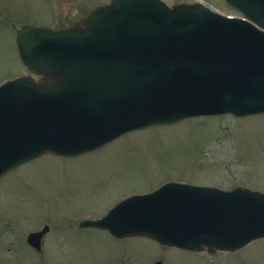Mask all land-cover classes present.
Wrapping results in <instances>:
<instances>
[{
  "label": "water",
  "instance_id": "1",
  "mask_svg": "<svg viewBox=\"0 0 264 264\" xmlns=\"http://www.w3.org/2000/svg\"><path fill=\"white\" fill-rule=\"evenodd\" d=\"M226 2L253 24L198 5L114 0L62 32L16 27L20 58L41 78L0 86V177L44 154L86 153L139 128L264 112V0ZM80 226L187 251H233L264 237V194L167 183ZM46 230L28 242L38 248Z\"/></svg>",
  "mask_w": 264,
  "mask_h": 264
},
{
  "label": "rangeland",
  "instance_id": "2",
  "mask_svg": "<svg viewBox=\"0 0 264 264\" xmlns=\"http://www.w3.org/2000/svg\"><path fill=\"white\" fill-rule=\"evenodd\" d=\"M105 1L0 0V84L27 75L13 25L62 28L69 16L79 19ZM208 2L224 10L222 0ZM167 181L264 192V115L189 119L77 158L46 156L21 166L0 180V264H264V240L233 254H195L145 238L116 241L103 231L75 230L80 220ZM44 225L49 232L38 253L25 238Z\"/></svg>",
  "mask_w": 264,
  "mask_h": 264
},
{
  "label": "flooded vegetation",
  "instance_id": "3",
  "mask_svg": "<svg viewBox=\"0 0 264 264\" xmlns=\"http://www.w3.org/2000/svg\"><path fill=\"white\" fill-rule=\"evenodd\" d=\"M102 3H103V2H101V3L97 4V5H96V7H97L98 5H101ZM81 18H82V17H81ZM81 18H80V19H81ZM77 21H78V20H77Z\"/></svg>",
  "mask_w": 264,
  "mask_h": 264
}]
</instances>
